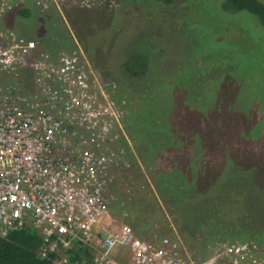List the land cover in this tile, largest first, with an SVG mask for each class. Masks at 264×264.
<instances>
[{
	"label": "built area",
	"instance_id": "1",
	"mask_svg": "<svg viewBox=\"0 0 264 264\" xmlns=\"http://www.w3.org/2000/svg\"><path fill=\"white\" fill-rule=\"evenodd\" d=\"M28 0H0V236L26 227L55 264L84 247L89 264H259L256 245L217 240L212 254L182 251L179 234L143 239L113 214L135 189L127 94L103 79L77 43L44 50L6 24ZM43 12L56 0H31ZM138 164L141 161L138 160Z\"/></svg>",
	"mask_w": 264,
	"mask_h": 264
},
{
	"label": "rangeland",
	"instance_id": "2",
	"mask_svg": "<svg viewBox=\"0 0 264 264\" xmlns=\"http://www.w3.org/2000/svg\"><path fill=\"white\" fill-rule=\"evenodd\" d=\"M56 1L57 5L54 4L47 15L53 13L50 17H57L65 27H61L59 21L60 27L54 26L56 21L40 23L53 31L48 45L70 50L78 43L99 75L103 71L108 74L107 67L100 61L115 71L121 58L129 55L130 48L148 51L150 63L156 69L169 73L175 79H186V86L202 95L201 101L189 100V106L196 109L188 108L190 113L207 111L210 120L214 118L219 123L233 121L235 117L229 116L234 113L240 114L239 119L243 122H249L251 127L246 130L249 141L238 144L240 140L234 142L233 139L228 142L231 147L224 146L225 151L240 158L239 163L230 167L226 177L232 181L236 179L235 186L251 190L250 199L257 202L253 215L259 217L263 211L259 204H264V26L259 17L245 10L226 11L224 0H182L169 6L156 0H91L88 6H93L90 8L77 1ZM54 9L56 12L52 11ZM67 9L75 15L73 25ZM79 9H96L93 13L99 14L83 25L79 17L82 14L77 12ZM18 24L19 34L35 39L39 30L35 21L20 20ZM80 38L85 39L91 50L98 54L101 65L96 64L91 52L88 54ZM126 74H118L124 82L129 78ZM109 76L108 79L119 84L117 75ZM225 92L228 97H225ZM124 94L128 95V92L124 91ZM124 119L126 125L131 121L129 118L127 121L125 116ZM131 125L132 128L135 126ZM132 139L138 156L133 171L134 176L137 175L135 189L145 181L152 189L150 194L158 200L146 201V197L149 199L151 195H145V189L132 197L134 189L124 198L128 207L113 206V214L118 220L128 222L135 235L143 239H152L153 233L172 237L177 233L182 240L183 253L195 257L211 255L217 240L241 241L224 229L206 237L204 224L194 226L182 221L179 208L183 204L174 202L173 197H162L153 183L150 170L162 164L149 162L152 167H147L135 145V142L139 143V137L134 135ZM138 160L141 166L136 165ZM149 161L152 162L151 159ZM142 174L144 179L140 178ZM140 202L144 204L141 207ZM207 224L212 226L209 220ZM248 241L256 245L259 264H264V238H250L244 242ZM221 264L228 263L223 260Z\"/></svg>",
	"mask_w": 264,
	"mask_h": 264
},
{
	"label": "trees",
	"instance_id": "3",
	"mask_svg": "<svg viewBox=\"0 0 264 264\" xmlns=\"http://www.w3.org/2000/svg\"><path fill=\"white\" fill-rule=\"evenodd\" d=\"M74 1L83 3L88 8L93 6H88L91 0H72L68 3ZM156 1L169 6L182 0ZM224 9L251 12L259 17L264 26V3L261 0H224ZM54 10L52 11L56 12V9ZM79 10L77 12L82 14V17H79L83 20V25H87L86 20L99 14L93 13L96 9ZM66 12L72 20L71 23L74 22L75 15L70 9ZM48 13L49 11L43 12L36 8L35 4L28 0L26 4L14 7L7 14L5 24L9 28L19 30L20 20L31 19L39 26L34 38L41 48L51 49L49 51L65 50L48 45L53 31L46 29L40 23L56 21L55 27H60L59 22L61 27H65L57 17H50L53 13L47 15ZM81 40L88 54L91 52L90 56L96 58V64L101 65L98 63L100 61L98 54L91 50L85 39ZM128 54L121 58L115 71H111L110 65L106 62L100 61L108 70V74L102 70L103 74L100 76L108 79L109 74H112L120 79L119 72L128 74V81L124 82L121 79L119 81L117 99L121 98L124 91L128 92V96L132 99L124 107L126 109L124 116L127 117V121L128 118L131 120L127 123L130 136L139 137V143L135 142V145L143 158L141 161H144L149 168L152 167L149 162L157 161L158 164H162L161 167L155 169L152 167L150 170L159 194L167 199L173 197L174 202L183 204L179 208L180 219L194 226L204 224L207 227L206 237L217 234L219 229H224L241 241L250 238L262 240L264 204H259L263 210L261 215L259 217L253 215L257 202L251 201L249 196L251 190H243L235 186L236 179L232 181L230 177H226L230 167L239 163L240 158L235 157L234 153L225 151L224 146H230L228 142L233 139L234 142L240 140L238 144L241 141H249V135L246 133L251 127L248 125L249 122H243L239 119L240 114L234 113L229 116V118L235 117L233 121L220 123L214 118L210 120L207 111L190 113L189 100L203 99L200 98L202 95L194 92L195 89L191 90L186 86V79H175L169 73L156 69L150 63L148 51L135 50L132 47ZM224 95L228 97V93L225 92ZM226 117L228 118L227 115ZM131 124L135 126L132 128ZM221 124H224V127ZM150 159L152 162L149 161ZM136 165L141 166L138 163ZM135 176L137 177L136 174ZM140 178L144 179L143 174ZM144 183L145 181L137 185L132 197L137 193L139 195L143 189L145 195L152 193L149 184L146 182L144 186ZM150 195L151 198L146 197V201L158 200L155 195ZM139 205L141 207L144 204L140 202ZM117 206L122 209L128 207L127 204ZM207 220L214 227H209ZM41 244L40 236L31 227L13 230L6 236H0V264H55L53 257L43 258L38 254ZM89 254L88 250L80 247L76 251H70L68 256L73 263L89 264L84 261Z\"/></svg>",
	"mask_w": 264,
	"mask_h": 264
},
{
	"label": "crops",
	"instance_id": "4",
	"mask_svg": "<svg viewBox=\"0 0 264 264\" xmlns=\"http://www.w3.org/2000/svg\"><path fill=\"white\" fill-rule=\"evenodd\" d=\"M113 208V207H112Z\"/></svg>",
	"mask_w": 264,
	"mask_h": 264
}]
</instances>
